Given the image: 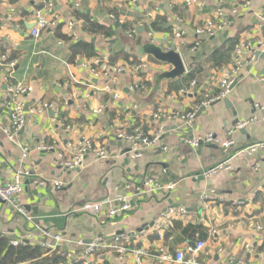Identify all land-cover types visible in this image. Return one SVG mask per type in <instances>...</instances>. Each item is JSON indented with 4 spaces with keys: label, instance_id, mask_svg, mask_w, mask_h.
<instances>
[{
    "label": "crops",
    "instance_id": "crops-1",
    "mask_svg": "<svg viewBox=\"0 0 264 264\" xmlns=\"http://www.w3.org/2000/svg\"><path fill=\"white\" fill-rule=\"evenodd\" d=\"M47 1L0 0V57L7 55L17 62L11 77L8 61L0 66V184L9 182L21 166L24 149L28 156L22 167L33 177L24 181L20 197L33 222L18 217L0 201V236L36 246L39 240H31L30 235L36 234L38 225L72 239L90 242L102 238L110 244L115 235L146 230L137 243L148 252L145 264H177L161 261V250L168 247L175 254L199 241L207 242L201 258L206 264H264V231L253 233L244 225L247 219H254L264 227V148L251 155L238 154L264 141V121L234 131L239 122L264 115V54L254 64L244 63L241 77L226 99L201 108L191 124L174 119V115L192 112L198 104L219 96L223 72L235 64L237 43L248 41L253 49L258 47L264 39V0H196L192 5L187 0H55L61 23L36 41L30 36L34 13ZM116 10L121 12L119 27H114L117 19L115 23L110 19L114 14L110 11ZM218 11H223L230 25L213 37L197 35V29L208 20L219 24ZM67 22H73L78 41L69 37ZM155 22L160 24L158 31L152 29ZM89 23L108 28L110 37L91 33ZM128 25L139 28V35L131 39L134 44L150 42L148 32L152 30L155 45L175 47L182 54L185 75L158 81L171 68L132 51L128 29L123 27ZM177 27L184 32L181 39L175 37ZM79 42L93 45V58L109 57L112 65H108L125 69L109 83L113 93L102 91L108 80L94 79L81 67L83 61L93 58L73 59L72 46ZM141 62H148V67L135 72L134 66ZM145 80L146 90L131 89ZM18 83L32 87L33 93L25 101V126L10 140L5 133L12 123L8 91ZM114 93L120 95L117 102ZM46 103L53 108L30 115ZM98 109L103 112L96 113ZM136 130L149 138L159 134L160 142L133 159L130 145L119 134ZM208 134L232 140L235 146L225 153L217 145L194 148L186 143ZM87 140L94 148L104 149L108 159L102 161L89 153L81 169H61L57 155L71 158L70 145ZM51 146L54 151L40 150ZM231 157L232 170L203 175ZM36 179L48 183L38 187L33 184ZM150 179L163 188L151 193L144 186ZM56 181L66 186L55 190L52 183ZM205 194L208 199H203ZM118 197L128 199L131 211L116 219L73 212L85 203L114 202ZM180 207L187 215L172 220L170 227L154 230L157 218ZM95 261L134 264L132 257L119 261L117 254L106 249Z\"/></svg>",
    "mask_w": 264,
    "mask_h": 264
},
{
    "label": "built area",
    "instance_id": "built-area-1",
    "mask_svg": "<svg viewBox=\"0 0 264 264\" xmlns=\"http://www.w3.org/2000/svg\"><path fill=\"white\" fill-rule=\"evenodd\" d=\"M196 0H187L188 5L195 4ZM155 12H158V9H155ZM236 13V12H235ZM217 17L220 22L218 25H215L212 21L208 20L203 27L198 28L196 33L197 35H205L207 37H213L218 34L221 30L225 29L230 25V22L226 19L223 11H218ZM150 20H154L153 13L149 14ZM110 19L113 22L116 21V18L111 15ZM61 16L55 10V0H48L42 9L36 10L34 13V27L30 31V36L38 41L41 38V34L45 31L57 29L61 23ZM262 20H264V11ZM68 35L74 41L79 40L78 33L74 30L73 22L66 23ZM183 31L180 27H177L175 30V37L181 39L183 36ZM138 34L137 28L127 33L129 39H132ZM149 41L152 43L154 32L151 30L148 32ZM234 58L235 64L231 68L226 69L223 72V76L219 82V96L213 99L212 101H204L198 104L192 112L185 114H176L174 119L183 122L184 124H191L198 111L202 108H207L211 105V102L222 101L226 99L233 88L237 85L239 78L241 77L244 63L254 64L259 60L260 55L264 54V39L259 42V45L256 49H253L252 45L248 41H240L234 46ZM8 56L0 57V66L8 61ZM109 64V57H104L103 59L93 58L92 60H85L81 64V67L88 71L94 79H103L108 80L109 82L104 85L102 91L105 93H113V88L109 83L115 82V77L125 72L123 67H111ZM149 65L148 62H141L140 65L134 66V71L137 72L143 68H147ZM17 66V62L11 61L8 62V67L12 70L9 77L14 73V69ZM101 67L102 69H100ZM72 76V75H71ZM8 78V77H6ZM74 80H76L74 78ZM148 82H151L152 79H147ZM142 81L139 84H134L131 89L144 91L147 89V82ZM184 93V91H181ZM33 93V88L29 86H24L21 83H18L16 86L10 87L8 91V96L11 101L9 102V108L12 113V123L11 126L5 130V133L8 139L13 140L14 136L21 131L25 126V117L27 105L25 101ZM114 102L119 101L120 95L118 93L113 94ZM49 108H53V105L43 104L40 107H37L31 110L30 115L36 113H42L47 111ZM45 110V111H44ZM102 109L96 110V113L101 114ZM157 119H160L158 115L154 116ZM259 121H264V115L254 116L247 121L239 122L235 126V132L241 131L250 126L253 123ZM119 137L125 140L130 145V153L133 159H138L142 157V151L144 148L157 144L160 142V135H154V138H149L144 132L136 130L133 134H127L122 132L119 134ZM186 143L190 144L192 147L197 148L201 144L206 145H217L222 147L225 153H228L230 149L235 146L234 141L223 140L218 136L212 134L196 137L191 140H186ZM259 148H264V141L254 144L250 147L242 149L238 154H249L256 152ZM70 149L72 150V157L65 159L64 153H59L57 155L59 165L61 169L65 171H76L81 169L86 161L87 155L89 153H94L99 160L108 159L109 155L104 149L94 148L92 142L84 141L77 144H71ZM40 150L54 151L55 148L51 147H41ZM28 156V149L22 151L21 156V166L18 167L9 182L5 184H0V201L4 202L9 208H11L18 217H23L28 222H33V217L30 212L25 208L21 202V194L23 192L24 181L31 179L32 173L22 167L23 162ZM231 158H227L225 161L215 165L211 169L203 172L205 176H215L220 172H227L232 170ZM48 183L47 179L33 180V184L36 186H46ZM53 184L55 190H60L65 187V183L56 181ZM144 186L149 189V191L155 192L163 187L155 180L145 181ZM171 186L170 188H172ZM139 191H142L140 188ZM138 195H141L139 192ZM209 195L205 194L203 199H208ZM116 203V205H113ZM131 211V205L126 197H118L114 202L108 199L99 201V202H89L80 206L73 212L91 214L98 219L103 217L110 220L116 219L119 216H123ZM187 215V210L184 207L180 208H170L165 213H163L159 218L155 220L154 230L163 229L162 225L168 227L172 220L176 219L179 216ZM244 225L253 233H260L264 231V227L256 222L254 219H247L244 222ZM170 227V226H169ZM36 234L30 235V239L37 241L42 249H44L48 255L55 254L60 256L64 261L62 264H99L95 261L96 255L102 250L106 249L112 253L117 254V260L124 261L125 259L132 257L134 264H145V258L148 255L147 250L144 247H139V243L142 237L145 235L146 230H141L139 232H127L122 235H115L110 244L106 243L102 238H96L90 242H84L81 239H72L71 237H66L62 232H57L51 229H43L40 226L35 228ZM213 235L215 232L212 233ZM27 244L24 239L12 240L10 245L13 247H18ZM67 247V251H64L63 248ZM207 247V242L199 241L197 244L190 245L182 251H176L175 254H172L168 247L161 250L160 260L163 262H175L177 264H206L201 258L205 254ZM247 248H251L250 244H247ZM78 249V251H76ZM28 264V263H24ZM229 264H233L230 262ZM245 264V263H240Z\"/></svg>",
    "mask_w": 264,
    "mask_h": 264
},
{
    "label": "trees",
    "instance_id": "trees-1",
    "mask_svg": "<svg viewBox=\"0 0 264 264\" xmlns=\"http://www.w3.org/2000/svg\"><path fill=\"white\" fill-rule=\"evenodd\" d=\"M114 13V17L117 19V23H115L114 27H116L117 24H119V16L121 12L119 11H110ZM163 18H161L159 21H162ZM158 22V21H157ZM152 23V29L155 31L159 30L160 24L159 23ZM124 28L128 29L126 32H130L135 27L133 25L123 26ZM137 28V32L139 35V28ZM146 30V28H145ZM89 31L95 35L101 34L106 37H110V31L108 28L99 25L97 23H89ZM125 32V33H126ZM126 33V34H127ZM73 59H77L78 56L81 57H87V59L93 58L95 55L94 47L89 42H79L75 43L73 46ZM125 56V55H124ZM12 59H15L13 57ZM111 60V58H110ZM125 60H129L128 56H125ZM10 58L8 59V62H10ZM112 61H110V65ZM74 63V62H73ZM202 238L204 236L202 235ZM64 259H62L60 256H57L55 254L48 255V253L42 249L40 245H30L25 244L18 247H13L10 245V241L8 239L2 238L0 236V264H22L25 262H30V264H62Z\"/></svg>",
    "mask_w": 264,
    "mask_h": 264
},
{
    "label": "water",
    "instance_id": "water-1",
    "mask_svg": "<svg viewBox=\"0 0 264 264\" xmlns=\"http://www.w3.org/2000/svg\"><path fill=\"white\" fill-rule=\"evenodd\" d=\"M119 27V24L116 25ZM132 43V51L137 53L140 56H148L151 57L156 62L171 68L170 71L166 73H162L157 77L158 81L162 80H175L177 78L182 77L186 73L185 63L183 61L182 54L176 50L175 47L170 49H165L163 45H155L154 43L146 42L143 46L137 45L133 43V40H129ZM114 42V41H113ZM81 64V63H80ZM227 107L232 108L229 100L224 101ZM218 147V146H217ZM64 251H67V247L63 248Z\"/></svg>",
    "mask_w": 264,
    "mask_h": 264
}]
</instances>
